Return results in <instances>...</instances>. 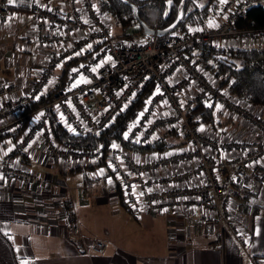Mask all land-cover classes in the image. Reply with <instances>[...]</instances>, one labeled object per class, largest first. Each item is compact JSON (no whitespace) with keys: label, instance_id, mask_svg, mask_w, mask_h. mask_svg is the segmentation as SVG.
<instances>
[{"label":"built area","instance_id":"1","mask_svg":"<svg viewBox=\"0 0 264 264\" xmlns=\"http://www.w3.org/2000/svg\"><path fill=\"white\" fill-rule=\"evenodd\" d=\"M263 5L264 0H239L226 11L221 0L217 14L221 19L214 28L196 26L185 35L170 34L161 41L156 34L142 35L143 40L136 42L129 38L133 37L129 31L140 26H127L116 35L96 0H59L55 4L35 1L28 9L26 27L32 28L24 43L49 56L37 80L18 99H12L9 89L0 86V139L14 137V142L0 151L1 178L7 186L14 181L34 180L22 155L38 139L55 167L95 166L104 161L108 183L119 191L134 215L183 212L188 225L186 236H202L212 228L221 237L230 234L239 243L246 242L249 226L237 211L233 193L237 189L248 195L249 208L259 205L252 195L255 184L264 183V110H255L218 87L185 49L191 41L220 47L264 46V29L238 30L235 26L249 8ZM9 12L7 0H0L2 19L9 18ZM81 57L86 60L70 67L63 89L38 105L32 115H26V107L52 90V69L65 68ZM80 79L88 80L74 86ZM149 80L153 81V91L123 138L145 145L175 131L184 137L181 146L141 159V154L119 146L104 153L102 146L77 150L54 140L49 122L52 109L72 135L95 137L115 122ZM203 103L235 119L251 137L224 140L219 136L223 130L212 132L197 124L198 119L190 121L189 113ZM164 184L170 189L158 190ZM63 205L69 238L76 240L80 230L74 204L68 199ZM104 249L101 242L91 246L95 254Z\"/></svg>","mask_w":264,"mask_h":264},{"label":"crops","instance_id":"2","mask_svg":"<svg viewBox=\"0 0 264 264\" xmlns=\"http://www.w3.org/2000/svg\"><path fill=\"white\" fill-rule=\"evenodd\" d=\"M35 1L7 0L9 18L0 16V86L9 89L12 99L28 92L49 56L24 43L32 28L26 27L28 9ZM64 71V67L52 69L50 89L56 88ZM67 79L68 75L64 84ZM216 113L227 117L219 110ZM222 130L219 136L224 140L251 137L245 133L246 128L221 121L212 132ZM13 142V136L1 138L0 151ZM156 156L158 152H149L141 154V159ZM22 160L34 176L33 181H14L7 186L0 176V264H264V183L256 187L254 196L258 214L247 217L249 239L240 244L230 234L221 237L214 230L202 236H186L188 225L183 212L157 216L128 213L120 194L106 179L107 170L69 174L85 166L55 167L38 139ZM81 175L93 181H83ZM168 189L165 184L158 188ZM68 199L74 204L79 224L80 236L76 240L68 234L63 205ZM95 242L105 245L103 252L91 251Z\"/></svg>","mask_w":264,"mask_h":264},{"label":"trees","instance_id":"3","mask_svg":"<svg viewBox=\"0 0 264 264\" xmlns=\"http://www.w3.org/2000/svg\"><path fill=\"white\" fill-rule=\"evenodd\" d=\"M41 1L49 3L51 0ZM96 1L100 11L113 21L115 27H118L119 34L127 26L143 24L150 31L157 32L159 41L166 39L170 34L185 35L193 27L205 25L208 20L217 14L221 6V0ZM200 3H203V5L201 6ZM14 10L23 11V9ZM176 21L177 24L174 31L165 34V31ZM235 26L238 30L264 29V5L249 8L245 17L239 18ZM136 32L139 35H145L142 28H137ZM133 33L129 31V34ZM129 38L134 40V36ZM185 54L191 57L212 79L217 81L218 87L227 90L229 95L244 101L248 105L264 108V46L251 48L220 47L191 41L185 49ZM82 60H86V57H81L67 63L64 74L59 78V84L56 88L50 90L37 102L26 107L25 114L32 115L38 105L47 102L53 94L62 90L63 81L67 78L70 67L77 65ZM153 88V81L149 80L137 93L131 105L116 118L115 122L106 131L95 137L72 135L62 126L57 112L52 109L49 122L54 140L58 145L69 149L92 150L98 146H102L104 153L114 145L137 154L166 152L178 147V145H175L170 140L172 135H179L175 131L166 132L159 140L145 145L131 143L125 141L123 138L124 132L129 125L136 121L138 112L143 108ZM216 112L211 105L203 103L197 105L188 116L193 123H195L194 119H198L197 124L205 125L209 129H215L217 122L219 123L216 119ZM100 167H106L104 161H100L96 166L78 167L68 173L71 174L77 171H86L88 173ZM82 180L87 182L93 181L88 175L83 177ZM258 185H260L259 182L255 184V192L252 196H256V187ZM117 193L118 195L120 194L119 191ZM233 194L238 201L237 211L241 216H245V220H248V216L254 217L258 214L256 208L252 209L247 206L248 195L242 194L237 189ZM124 208L131 214L125 205ZM212 230V228H207L205 233L212 232Z\"/></svg>","mask_w":264,"mask_h":264},{"label":"rangeland","instance_id":"4","mask_svg":"<svg viewBox=\"0 0 264 264\" xmlns=\"http://www.w3.org/2000/svg\"><path fill=\"white\" fill-rule=\"evenodd\" d=\"M236 1H239V0H224V4L226 5V11H230V10H232L234 7H235V5H236ZM202 2V1H201ZM200 5L202 6L203 5V3H200ZM254 7V6H253ZM220 8V7H219ZM219 12V11H218ZM218 12H217V14H218ZM217 14L212 18V19H210V20H212V21H210V20H208L207 22H206V24L205 25H201V26H199L200 28H203L204 26H206L207 28H209V27H212V28H214L215 27V25H216V23L221 19V14H219L218 16H217ZM217 16V17H216ZM223 17V16H222ZM109 20H110V23H111V25H112V27L114 28V32L116 33V35L117 34H119V30H118V27H115V24L113 23V21L110 19V18H108ZM210 21V22H209ZM209 22V23H208ZM208 23V24H207ZM139 25V24H138ZM141 28V27H140ZM136 29H137V27H135L134 29H132V30H130L132 33H133V36H134V41H136V42H140V41H142L143 40V37H141L142 35L140 34H138L137 32H136ZM119 36V35H118ZM147 36V35H146ZM90 78V77H89ZM88 79H80V80H75L74 81V83H73V85L75 86V85H79L80 83H82V81H87ZM54 81H55V79H52V83H54ZM56 82H59V79L56 81ZM56 85V84H55ZM251 106V105H250ZM252 107V106H251ZM254 107V106H253ZM252 107V108H253ZM257 109V107H254V109ZM255 109V110H256ZM258 110V109H257ZM259 111V110H258ZM216 119H217V121H221L222 123H228V124H231V125H235V127L236 128H239V129H242V128H240V125H239V123L235 120V119H233V118H230V117H224L221 113H216ZM170 140L175 144V145H178V146H181L182 144H183V142H184V137L182 136V135H178V136H176V135H172L171 136V138H170ZM34 143V142H33ZM114 150H116V148H114V147H112ZM106 170H107V172H108V169H106V167H100L99 168V172H101V173H104V172H106ZM82 176V175H81ZM81 176H79V177H77L78 179L81 177ZM107 175H105V177H106ZM83 177V176H82ZM104 177V178H105ZM106 179H107V177H106ZM105 180V179H104ZM95 192V191H94ZM256 208V207H255ZM232 236V235H231ZM234 237V236H233ZM235 238V237H234ZM236 240H238L237 238H235Z\"/></svg>","mask_w":264,"mask_h":264},{"label":"water","instance_id":"5","mask_svg":"<svg viewBox=\"0 0 264 264\" xmlns=\"http://www.w3.org/2000/svg\"><path fill=\"white\" fill-rule=\"evenodd\" d=\"M177 21L169 28L165 31V34H169L172 33L176 27ZM139 26L143 29L145 35H150V34H156L157 36V32L155 31H150L149 29H147L146 27H144L143 24H139Z\"/></svg>","mask_w":264,"mask_h":264},{"label":"snow or ice","instance_id":"6","mask_svg":"<svg viewBox=\"0 0 264 264\" xmlns=\"http://www.w3.org/2000/svg\"><path fill=\"white\" fill-rule=\"evenodd\" d=\"M11 2H12V0H9V3H11ZM113 147H115V145Z\"/></svg>","mask_w":264,"mask_h":264}]
</instances>
